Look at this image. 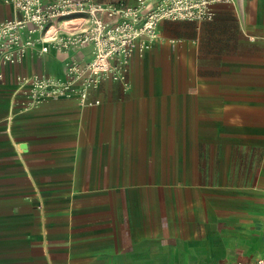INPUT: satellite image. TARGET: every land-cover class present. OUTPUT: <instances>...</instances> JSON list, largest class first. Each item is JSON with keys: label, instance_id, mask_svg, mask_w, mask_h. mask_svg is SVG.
I'll list each match as a JSON object with an SVG mask.
<instances>
[{"label": "crops", "instance_id": "obj_1", "mask_svg": "<svg viewBox=\"0 0 264 264\" xmlns=\"http://www.w3.org/2000/svg\"><path fill=\"white\" fill-rule=\"evenodd\" d=\"M216 9L163 20L128 83L103 77L86 104L28 105L17 80L64 78L66 53L0 58V264H254L264 253V0ZM12 14L0 0V21Z\"/></svg>", "mask_w": 264, "mask_h": 264}, {"label": "built area", "instance_id": "obj_2", "mask_svg": "<svg viewBox=\"0 0 264 264\" xmlns=\"http://www.w3.org/2000/svg\"><path fill=\"white\" fill-rule=\"evenodd\" d=\"M6 1L13 14L0 21L4 63H18L34 49L44 53L54 47L67 54L64 78L40 73L17 77L19 83L30 84L28 105L35 106L62 97L86 104L103 77L127 84L136 51L150 48L163 20H213L217 4L231 0ZM87 47L92 57L84 60L79 52ZM254 264H264V253Z\"/></svg>", "mask_w": 264, "mask_h": 264}]
</instances>
